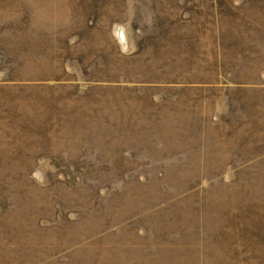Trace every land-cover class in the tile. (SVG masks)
<instances>
[{"label":"rangeland","instance_id":"obj_1","mask_svg":"<svg viewBox=\"0 0 264 264\" xmlns=\"http://www.w3.org/2000/svg\"><path fill=\"white\" fill-rule=\"evenodd\" d=\"M0 264H264V0H0Z\"/></svg>","mask_w":264,"mask_h":264}]
</instances>
